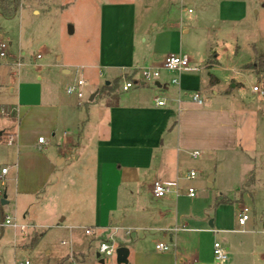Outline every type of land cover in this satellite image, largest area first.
I'll return each mask as SVG.
<instances>
[{"label": "rangeland", "instance_id": "obj_1", "mask_svg": "<svg viewBox=\"0 0 264 264\" xmlns=\"http://www.w3.org/2000/svg\"><path fill=\"white\" fill-rule=\"evenodd\" d=\"M101 3L100 0H19V9L13 16H4L0 11V44L5 42L9 45L6 57L0 56V176L2 169L8 168L10 171L6 185L0 183V199L6 195L10 202L3 209L6 217L28 227L23 233L8 226L0 229V264H86L83 258L69 257L74 244L63 245L64 241H71L67 231L62 229L65 224L57 219L47 222L43 209V198L47 194V201L51 204L49 207L62 213V169L52 176L35 198H16L17 182L27 186L29 180L44 171L49 160L55 164L58 155H66L62 141V111L56 137L55 134L52 137L45 135L43 138L47 144L43 150H39L35 144L37 138H28L25 145L17 142L13 146L8 144L19 123L24 125V113L13 119L3 115L1 109L17 105L19 92L26 102L37 103L39 96L42 101L49 102L47 94L52 91L61 104L62 100L74 104L78 120L75 119L77 124L71 131L82 139V129L89 120L88 109L92 106L90 98L93 89L87 85L84 99L78 100L76 96L67 94V87L85 79L82 70L75 65L82 62L78 56L81 51L84 52L87 47L93 51L97 49L102 23ZM182 6L186 7V12L181 11ZM178 7L181 11L178 13L179 25L186 31L184 47L192 46L190 57L199 53L203 57L204 52L211 48L214 49L213 54L218 56L221 65L213 74L220 79V84L214 89L209 85L208 76V85L204 90L215 105V110L221 112L208 115L198 122L188 121L186 117L182 119L181 139L187 148L180 155L181 174L187 177L193 170L196 177L182 181L180 197L166 198H170L169 207L177 208L185 221L189 216L193 219H214L222 212L223 219L230 223L244 207L260 214L264 211V97L254 93L253 88L264 86V0H184L183 3L179 2ZM189 9L192 13H188ZM22 52L25 56L21 55ZM38 55L40 59L36 58ZM18 62L23 64L20 69L16 66ZM66 62L74 65L67 77L62 72V64ZM200 67H197L198 70ZM17 71L19 75L15 74ZM39 77L43 80H38ZM226 90L233 91L232 95L227 97ZM215 91L219 94L214 95ZM78 103H82L81 107ZM100 104L99 100L97 105ZM229 111H234L235 115L231 116ZM86 148H83V152ZM193 152L199 153L196 159L191 156ZM83 161L82 158L80 162ZM80 162L77 163L78 167H82ZM16 163L19 165L18 172ZM92 180L83 183V190L79 193L74 181L66 199L73 200L74 196L80 198L87 203L91 215L99 198ZM81 182L78 180V183ZM189 188L195 189L194 198L187 196ZM220 196H226L234 203L217 207L216 201ZM48 197L54 200L50 201ZM144 198L152 205L158 204L149 195L145 194ZM235 198L242 202H237ZM86 222L92 223L91 220ZM184 224L183 220H166L160 227L182 228ZM75 236V243H83L82 246L85 244L83 240L93 237H87L82 230H77ZM222 236L226 239L229 236L252 238L258 247L253 250L255 255L249 260L253 261L252 264H264V235ZM100 243L90 253L93 263L101 260L97 258ZM114 243L116 248L120 246V242ZM115 257L103 256L102 259L108 264ZM239 259L238 253H229L227 263Z\"/></svg>", "mask_w": 264, "mask_h": 264}, {"label": "crops", "instance_id": "obj_2", "mask_svg": "<svg viewBox=\"0 0 264 264\" xmlns=\"http://www.w3.org/2000/svg\"><path fill=\"white\" fill-rule=\"evenodd\" d=\"M183 1L100 0L102 23L97 49L93 51L87 47L84 52L81 51L78 56L82 62L75 65L82 70L84 80L93 89L92 96L95 95L91 101L92 106L88 109L90 111L88 123L82 129V139L71 131L78 120L74 104L63 100L61 104L52 91L47 94L49 102L42 101L40 96L36 98L37 103L26 102L19 92L17 105L12 104L17 118L24 113L22 119L24 125L19 123L14 131L16 133L10 136L14 137V143L20 145H25L28 138L39 140L45 135L52 137L54 134L56 137L55 132L59 130L62 111V120L64 117L62 141L66 155H58L55 164L49 160L44 171L29 180L27 186L24 184L21 186L17 182L16 198H35L52 176L62 169V213L49 207L51 204L47 201V194L45 199L43 198V209L48 218L47 222L57 219L65 224L62 225V229L67 231L71 238L67 245L74 244V248H71L73 253L69 256H72L71 258L77 256V259L83 258L86 264H91L93 260L90 259V253L94 246L100 241L112 238L114 242H120L117 249L124 247L128 250L127 263H119L115 257L114 260H109L108 264L253 262L249 259L255 255L253 250L258 247L257 242L247 236L234 238L229 236L226 239L222 235L260 234L257 231L261 227L260 219L264 211L260 214L252 211L248 230L242 232L237 223L240 211L230 223L223 219L222 212L214 219H193L189 216L185 221L184 215L179 214L177 208L169 207L170 198L157 199L153 195L152 187L156 181L177 182L181 189L182 181L187 179L181 174L180 155L187 148L181 139L182 119L186 117L188 121L198 122L206 119L208 115L221 112L215 110V105L213 106L204 90L208 85V76L216 77L213 72H216L221 64L217 56L218 65L208 67L207 61L214 53L212 48L205 51L203 57L201 53L190 57L189 51L192 52V46L184 47L186 31L178 21L180 11L178 4ZM182 7L181 11L186 12V7ZM180 54L190 58L192 68L201 66V69L197 72L179 73L162 68L164 60L169 55ZM21 55L25 56V53L22 52ZM63 59L62 54V63ZM201 60L203 63H200ZM73 66L69 62L62 64L65 77L71 74ZM143 68L159 70L160 77L152 82H143L140 73ZM15 74L19 75V71ZM216 78L218 83L212 85L214 89L220 84V79ZM174 79L176 83H173ZM38 80L43 79L39 77ZM126 80H133L139 84L125 92L122 87ZM107 82L109 85H106ZM104 86H110L109 90H105ZM196 91L200 92L205 100L201 106L192 100V94ZM232 93L231 90L225 91L227 97ZM217 94L219 93L215 91L214 95ZM99 100L101 104L97 105ZM157 100L165 104L158 106ZM78 106L81 107L79 103ZM229 113L231 116L235 115L234 111ZM35 144L39 150H43L47 140L45 139V144H39L38 141ZM211 145L208 147L213 148ZM85 146L87 148L83 152ZM82 158L84 161L81 163ZM79 162L82 167L77 166ZM15 165L18 172L19 165L18 163ZM8 175L10 171L6 177ZM89 179H93L96 185L95 193L99 196L93 215L88 210L87 203L79 200L80 198L74 196L73 200H66L72 184L76 182L79 193L83 190V183H89ZM78 180L82 182L78 183ZM145 194L151 196L158 204L148 203L144 198ZM49 200L53 201L54 198ZM234 200L242 202L237 198ZM89 220L92 223L86 222ZM166 220L172 222L183 220L186 225H182V230L173 234L170 232L172 227L169 229L160 227ZM77 230L85 231V235L86 230H92L94 234L89 235L93 237L83 240L85 244L82 246L83 243H75ZM218 237L223 239L219 240ZM216 242L222 244L228 255L238 253L240 259L230 263L216 262L214 259ZM159 243L167 244L170 250L168 252L156 250ZM100 258L97 263L106 264L102 256Z\"/></svg>", "mask_w": 264, "mask_h": 264}, {"label": "built area", "instance_id": "obj_3", "mask_svg": "<svg viewBox=\"0 0 264 264\" xmlns=\"http://www.w3.org/2000/svg\"><path fill=\"white\" fill-rule=\"evenodd\" d=\"M189 12L191 13L192 10H189ZM9 48L8 43L2 42L0 44V56L2 58L6 57V52ZM37 59H40V56L38 55L36 57ZM23 64L21 62H18L16 64V66L18 68H20ZM191 61L190 58L187 55H169L163 62L162 64V68L165 70H168L170 72H197V68H192L191 66ZM141 80H143V82L147 83V82H152L153 80L157 79L160 77V71L157 69H153V68H143L141 71ZM177 81L174 79L173 83H176ZM139 84V82H135L133 80H126L122 89L123 91H129L132 88L136 87ZM87 83L84 79H80L77 83L73 84V85H69L67 87V94L69 96H76L78 98V100H82L85 97V91L84 88L86 87ZM253 92L254 93H258L260 95H262L264 97V86L263 85H259V86H255L253 88ZM192 100L194 102H196L198 105H203L205 100L202 97L200 92H193L192 94ZM165 103L163 101L157 100V105L158 106H163ZM79 105H82V103H79ZM2 114L5 115V110L2 109ZM39 144H45V138L41 137L38 140ZM9 145H13L14 144V137H10L9 141H8ZM192 158L196 159L199 156L198 152H193L191 154ZM9 169L8 168H4L2 169V174L0 177V183L2 186L6 185V175L8 174ZM196 177V172L195 171H191L189 173V175L187 176L188 180H192ZM152 191H153V195L155 198L157 199H165L167 197L173 196V197H180L181 196V191L179 189V185L177 182H164V181H156L153 184L152 187ZM187 196H189L190 198H194L196 196V191L194 188H189L188 189V193ZM251 217H252V210H250L247 207H244L240 210L238 217H237V223L238 226L241 228L242 232H246V228L249 224V222H251ZM261 222V227L260 229L257 231V233H260L262 235H264V213L260 219ZM12 227L15 230H19L20 232H25L28 227L26 225H22L20 224L16 219L12 220L9 217H6L5 221L3 223L0 224V229H3L4 227ZM182 229L179 227H172L170 231L172 232H179ZM212 231V230H211ZM214 233H216V231H213ZM86 234L87 235H93L94 232L92 230H86ZM68 242L64 241L63 245H67ZM156 250L160 251V252H168L170 250V246H168L167 244L164 243H159L156 245ZM116 245L114 243V241L112 240V238L107 239L106 241H102L99 245L98 248V252L100 254V256H104L107 258L113 257L116 255ZM214 259L216 262L218 263H225L228 259V253L227 250L222 246V244L220 242H216L214 244ZM22 264V263H21ZM25 264H29V262H26ZM81 264V263H79ZM187 264H193V263H187Z\"/></svg>", "mask_w": 264, "mask_h": 264}, {"label": "trees", "instance_id": "obj_4", "mask_svg": "<svg viewBox=\"0 0 264 264\" xmlns=\"http://www.w3.org/2000/svg\"><path fill=\"white\" fill-rule=\"evenodd\" d=\"M19 7V0H0V11L4 16L11 17L13 16L17 11ZM208 67L212 68L216 65H218L217 61V55L213 54L209 57L207 61ZM218 83V80L216 77L213 75L210 76V85H216ZM110 86H104L105 90H109ZM6 116H9L11 118H17L16 110L14 106H8L4 108ZM234 201L226 196H220L218 197L216 201V205H224V204H233ZM3 206L1 205V200H0V224L3 223L6 219V215L3 210Z\"/></svg>", "mask_w": 264, "mask_h": 264}, {"label": "water", "instance_id": "obj_5", "mask_svg": "<svg viewBox=\"0 0 264 264\" xmlns=\"http://www.w3.org/2000/svg\"><path fill=\"white\" fill-rule=\"evenodd\" d=\"M106 85H109V82H107ZM95 95L91 97L90 101L94 99ZM1 136V133H0ZM1 205L4 207L8 205L7 196L5 195L1 199ZM117 260L119 263H127V256H128V250L124 247L117 249L116 251ZM97 258H100V254H97Z\"/></svg>", "mask_w": 264, "mask_h": 264}]
</instances>
